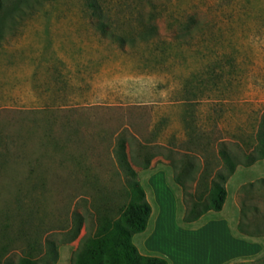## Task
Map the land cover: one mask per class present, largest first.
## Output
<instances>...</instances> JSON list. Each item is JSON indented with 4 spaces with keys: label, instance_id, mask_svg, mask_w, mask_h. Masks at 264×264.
<instances>
[{
    "label": "rangeland",
    "instance_id": "obj_1",
    "mask_svg": "<svg viewBox=\"0 0 264 264\" xmlns=\"http://www.w3.org/2000/svg\"><path fill=\"white\" fill-rule=\"evenodd\" d=\"M97 1L99 21L85 0H49L31 18L96 28L77 42L97 53V83L62 92V107L0 90V264H73L101 219L127 203L122 151L151 207L132 238L141 255L264 264V235L238 230H264V189L241 192L264 180V159L239 165L222 210L191 224L172 168L190 161L215 173L222 145L252 152L264 117V0ZM69 94L81 104L68 105ZM243 202L258 210L246 220Z\"/></svg>",
    "mask_w": 264,
    "mask_h": 264
},
{
    "label": "trees",
    "instance_id": "obj_2",
    "mask_svg": "<svg viewBox=\"0 0 264 264\" xmlns=\"http://www.w3.org/2000/svg\"><path fill=\"white\" fill-rule=\"evenodd\" d=\"M48 1L0 0V38L4 31L13 30L23 21L31 19ZM85 4L93 10V16L99 21L101 16L98 1L85 0ZM97 27L102 31L105 29L101 22L97 23ZM243 158L222 145L219 151L222 170L215 173L207 166L200 170L190 161L179 164L172 161L173 181L179 186L185 204L183 223H194L208 212H220L227 197L225 184L235 169L239 165L249 166L264 159V117L253 139L252 152L244 154ZM119 160L127 178V203L117 209L116 217L101 219L95 236L85 242L73 264H168L163 258L141 255L132 243L134 235L145 231L151 207L123 151ZM256 186L264 189V180L243 186L241 192L251 193ZM257 211L255 206H247L243 202L240 210L242 220H246V214H256ZM245 227L240 224L238 230L249 236L264 235V230L258 227L252 231ZM19 264L37 263L31 258H23Z\"/></svg>",
    "mask_w": 264,
    "mask_h": 264
},
{
    "label": "crops",
    "instance_id": "obj_3",
    "mask_svg": "<svg viewBox=\"0 0 264 264\" xmlns=\"http://www.w3.org/2000/svg\"><path fill=\"white\" fill-rule=\"evenodd\" d=\"M74 23L36 18L23 21L22 29L16 32L4 31L0 38V90L26 91L27 96L31 91L34 93L31 106L48 107L55 101L56 106L62 107L66 105L62 92L78 90L81 84L97 83L96 66L100 65L95 61L97 53L77 42L96 35L97 29H90L87 21ZM99 31L106 34L105 30ZM6 36L16 39L7 41ZM74 97L69 94L68 105L81 104Z\"/></svg>",
    "mask_w": 264,
    "mask_h": 264
}]
</instances>
